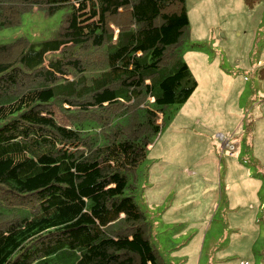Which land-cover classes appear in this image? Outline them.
I'll return each mask as SVG.
<instances>
[{"label":"trees","instance_id":"1","mask_svg":"<svg viewBox=\"0 0 264 264\" xmlns=\"http://www.w3.org/2000/svg\"><path fill=\"white\" fill-rule=\"evenodd\" d=\"M34 10L49 38L0 43V264H164L136 172L197 86L186 0H0V29Z\"/></svg>","mask_w":264,"mask_h":264},{"label":"rangeland","instance_id":"2","mask_svg":"<svg viewBox=\"0 0 264 264\" xmlns=\"http://www.w3.org/2000/svg\"><path fill=\"white\" fill-rule=\"evenodd\" d=\"M186 7L179 53L197 86L167 107L137 166L135 200L164 264H264V0ZM61 15L24 13L0 43L42 42Z\"/></svg>","mask_w":264,"mask_h":264},{"label":"built area","instance_id":"3","mask_svg":"<svg viewBox=\"0 0 264 264\" xmlns=\"http://www.w3.org/2000/svg\"><path fill=\"white\" fill-rule=\"evenodd\" d=\"M219 139H220V143H221V146L224 145V148H229L228 146L231 145L230 144V141H229V137H227V135L223 134V133H219ZM231 149V148H229Z\"/></svg>","mask_w":264,"mask_h":264}]
</instances>
